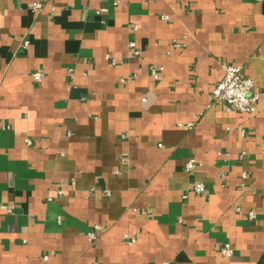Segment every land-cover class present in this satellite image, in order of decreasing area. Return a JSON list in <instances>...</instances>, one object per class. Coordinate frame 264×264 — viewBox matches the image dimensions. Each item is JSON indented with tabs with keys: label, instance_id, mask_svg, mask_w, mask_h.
Instances as JSON below:
<instances>
[{
	"label": "crops",
	"instance_id": "0c3cea01",
	"mask_svg": "<svg viewBox=\"0 0 264 264\" xmlns=\"http://www.w3.org/2000/svg\"><path fill=\"white\" fill-rule=\"evenodd\" d=\"M161 263L264 264V0H0V264Z\"/></svg>",
	"mask_w": 264,
	"mask_h": 264
},
{
	"label": "built area",
	"instance_id": "2783aa9c",
	"mask_svg": "<svg viewBox=\"0 0 264 264\" xmlns=\"http://www.w3.org/2000/svg\"><path fill=\"white\" fill-rule=\"evenodd\" d=\"M34 8H39L40 4H33ZM163 20H167L168 16H161ZM136 28V25H134ZM130 47H134V42H130ZM137 53V51H135ZM162 69V67H160ZM222 77L216 86L212 90L213 97L221 102L224 105V109L227 111H238V112H251L254 108V102L258 97L257 94H250V86L252 80L248 77H244L241 73V69L238 65L233 63H224L222 64ZM42 71H35L32 74V77L36 81H40L43 77ZM158 75L155 74V77ZM123 81V79H121ZM26 144H31V140L29 138H25ZM196 166V161L194 158H189L185 162V170L190 171ZM205 191V185L201 181H195L191 183L186 192L182 195V198H186L189 192H193L195 194H203ZM50 199V197L48 198ZM249 217H254V212L249 213ZM102 230V226L100 224H94L91 229L87 232V239L91 242L96 239L99 231ZM128 237L130 241H133V237ZM221 253L224 256L231 255V249L229 244H224V246L220 249ZM164 264V263H161Z\"/></svg>",
	"mask_w": 264,
	"mask_h": 264
}]
</instances>
